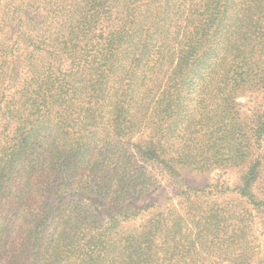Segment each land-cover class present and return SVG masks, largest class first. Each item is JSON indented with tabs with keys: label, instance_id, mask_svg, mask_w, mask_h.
Wrapping results in <instances>:
<instances>
[{
	"label": "trees",
	"instance_id": "16d2710c",
	"mask_svg": "<svg viewBox=\"0 0 264 264\" xmlns=\"http://www.w3.org/2000/svg\"><path fill=\"white\" fill-rule=\"evenodd\" d=\"M237 165L264 210V0H0V264H205L156 175Z\"/></svg>",
	"mask_w": 264,
	"mask_h": 264
},
{
	"label": "rangeland",
	"instance_id": "374dc122",
	"mask_svg": "<svg viewBox=\"0 0 264 264\" xmlns=\"http://www.w3.org/2000/svg\"><path fill=\"white\" fill-rule=\"evenodd\" d=\"M262 99V95L251 93L239 97L238 100L243 103L241 107L244 115H249L253 106ZM239 166L205 171H198L194 167L182 168V177L188 184L196 191H202V198L191 199V209H184L182 198L173 194L162 175H156L158 182L154 195L158 204L162 203V208L173 203L178 208L176 210L183 214L191 211L194 215L192 221L205 215L201 219L203 224H212L213 237H210L204 252L199 253L205 264H264V210L253 208L248 199L240 196L237 191L241 176ZM199 205L204 209H199ZM163 210L150 209L137 223L144 224ZM193 224L195 222L191 226Z\"/></svg>",
	"mask_w": 264,
	"mask_h": 264
}]
</instances>
